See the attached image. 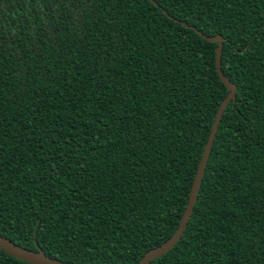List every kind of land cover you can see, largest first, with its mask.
Masks as SVG:
<instances>
[{
  "label": "trees",
  "instance_id": "1",
  "mask_svg": "<svg viewBox=\"0 0 264 264\" xmlns=\"http://www.w3.org/2000/svg\"><path fill=\"white\" fill-rule=\"evenodd\" d=\"M164 10L167 14L164 13ZM185 23L186 25H184ZM264 264V0H0V235L77 264ZM0 264H31L0 248Z\"/></svg>",
  "mask_w": 264,
  "mask_h": 264
},
{
  "label": "water",
  "instance_id": "2",
  "mask_svg": "<svg viewBox=\"0 0 264 264\" xmlns=\"http://www.w3.org/2000/svg\"><path fill=\"white\" fill-rule=\"evenodd\" d=\"M164 13L167 14V12L165 10H164ZM183 24L186 25L185 23H183ZM197 32L199 34H201L199 31H197ZM201 35L205 39H207L208 41L218 42V45L216 47V67H217L219 77L221 78L223 83L226 85V87L229 89V93L226 96V98L222 101V103L220 104V106L216 112V116H215V119H214V122H213L212 128H211V132H210L208 140L205 144V148H204L202 157L200 159V163H199V166L197 169V173H196L195 179H194L192 187H191L189 201H188L187 207H186V209H185V211L181 217L179 226L177 227V229L175 230L173 235L168 240H166L162 244L148 250L145 253V255L142 257V259L140 260L139 264H150L151 260L159 257L160 255H162V254L166 253L168 250H170L172 248V246L181 237V235H182V233H183V231L187 225L188 219L192 213L194 204L196 202L197 191H198V188H199L201 180H202L204 167H205V164H206L209 152H210V148L212 146V142L214 140V136L216 133V129H217L219 119L223 113L225 106L229 102V100L234 97L235 86L232 82H230L228 80L227 77L224 76V74L221 70L220 52H221L222 43H223L222 35H220V34H217L214 36H206L203 34H201ZM0 248L2 250H4L7 254L12 255V256H14L18 259H21L23 261L29 262L31 264H77V263H66V262H62V261L54 259V258H50V257L46 256L42 250L34 251L31 249H27L25 247H22L16 243L12 242L11 240H9V239L1 236V235H0Z\"/></svg>",
  "mask_w": 264,
  "mask_h": 264
}]
</instances>
